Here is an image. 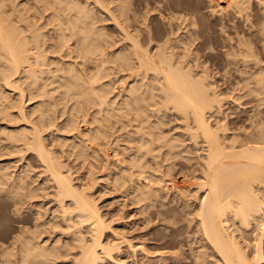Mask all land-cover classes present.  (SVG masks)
I'll return each mask as SVG.
<instances>
[{
  "label": "bare ground",
  "instance_id": "obj_1",
  "mask_svg": "<svg viewBox=\"0 0 264 264\" xmlns=\"http://www.w3.org/2000/svg\"><path fill=\"white\" fill-rule=\"evenodd\" d=\"M208 1L232 33L231 101L254 111L238 132L219 123L225 98L200 59L206 35L194 13L130 0H0V207L12 222L0 264H181L169 251L180 244L188 264H264V0ZM153 12L165 20L160 38ZM170 115L182 131L166 132ZM177 166L192 183L172 177ZM99 171L144 229L170 230L119 237L91 194Z\"/></svg>",
  "mask_w": 264,
  "mask_h": 264
},
{
  "label": "rangeland",
  "instance_id": "obj_2",
  "mask_svg": "<svg viewBox=\"0 0 264 264\" xmlns=\"http://www.w3.org/2000/svg\"><path fill=\"white\" fill-rule=\"evenodd\" d=\"M130 1L133 9L141 7V5L145 4V2H149L153 5H159L161 13L164 15L175 10L182 11L183 14L192 12L197 16L198 21H203L202 29H204L203 31L206 36L199 37L198 39L200 43L204 42V46H202L199 56L201 60L206 59L208 61V72L212 76V81L215 83L216 90L225 98L222 111L226 115V119L220 121L219 123L226 125L229 133L238 132L239 130H242L243 127H246V119L254 111L253 108H251L252 106L250 107V105H252L251 103L243 104L245 98L242 99L243 101L240 99V102L231 101L230 87H232L235 81L238 80V75L231 71L230 66L227 65L229 58L226 56V53L228 52V48L226 47L227 42L224 38L228 35H232V33L229 32L228 29L225 33L220 31L219 25L217 24L219 16L212 17L209 12L212 4L209 3L208 0H200L198 3H194L193 0H162L160 4H157L158 2H156V0ZM220 5L225 6V3H221ZM252 13L254 14V19L255 12L253 11ZM153 14L154 15L150 17L149 22L150 25L158 28L157 36L160 38L164 33L163 27H165V20L160 19L159 16L156 15L157 12H153ZM105 27L108 33L113 35L117 34L112 25L107 24ZM237 28L239 30H243L241 21H237ZM165 122L168 124L167 128H165L167 133H176V131H182L183 129L182 122H180V120H175L174 116L170 115L165 119ZM212 123L214 124L215 121L212 120ZM184 135L185 139H187L188 134H185L184 132ZM185 144L189 146V152L186 153V155L195 157V147L191 145L189 140H186ZM104 172L105 171H99L95 174L98 179L95 189H93L91 194L95 198L103 217L107 219L111 229L119 233V237H123L127 241L130 240L134 242L140 241V238H142V236H139L140 233H146L148 231L153 233V237L161 238L164 236L165 231L167 232L170 230H164L162 227H157L159 226L157 224L154 226L155 229H151V231H149V229H144L143 225H141L138 220V216L132 210V206L128 204L127 196L122 193V190H114L111 180L107 179L108 175L102 176ZM171 174L178 182L182 179L190 183L193 181L191 175L187 172L186 166H177ZM83 177H85L83 172L78 174V178L82 179ZM166 178L167 176L165 174L164 179ZM171 195V193H168V196ZM189 202L190 208L195 209L197 201L191 198ZM171 207H176V204L171 205ZM5 213V210L0 207L1 236H5L10 229L9 227L12 225L10 218H5ZM178 232L181 233L182 231L179 230ZM109 233V229H107V234L110 235ZM145 238H147V236H145ZM108 240H111L110 237H108ZM178 240H181L182 243L186 242L184 236H181ZM121 249L123 253H127L125 242L121 243ZM169 251H174L179 258L183 259L181 264H188L190 261V255L186 245L182 246L180 244V247L177 246L174 250ZM210 259L214 264H218L214 258Z\"/></svg>",
  "mask_w": 264,
  "mask_h": 264
}]
</instances>
